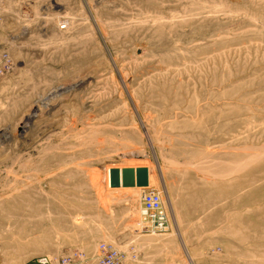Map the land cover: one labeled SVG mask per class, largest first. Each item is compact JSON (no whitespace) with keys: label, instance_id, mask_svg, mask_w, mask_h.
I'll list each match as a JSON object with an SVG mask.
<instances>
[{"label":"rangeland","instance_id":"obj_1","mask_svg":"<svg viewBox=\"0 0 264 264\" xmlns=\"http://www.w3.org/2000/svg\"><path fill=\"white\" fill-rule=\"evenodd\" d=\"M0 48V264H264V0H0Z\"/></svg>","mask_w":264,"mask_h":264},{"label":"built area","instance_id":"obj_2","mask_svg":"<svg viewBox=\"0 0 264 264\" xmlns=\"http://www.w3.org/2000/svg\"><path fill=\"white\" fill-rule=\"evenodd\" d=\"M13 62L7 51L0 48V80L12 70ZM141 221L146 229L159 231L165 224L161 198L159 193L146 188L140 195ZM98 252L93 264H120L123 254L115 247L106 243L98 244ZM86 258L83 253L63 255L58 258H40L37 264H85Z\"/></svg>","mask_w":264,"mask_h":264},{"label":"water","instance_id":"obj_3","mask_svg":"<svg viewBox=\"0 0 264 264\" xmlns=\"http://www.w3.org/2000/svg\"><path fill=\"white\" fill-rule=\"evenodd\" d=\"M148 179L147 167H110L107 170V186L112 189L146 187Z\"/></svg>","mask_w":264,"mask_h":264},{"label":"bare ground","instance_id":"obj_4","mask_svg":"<svg viewBox=\"0 0 264 264\" xmlns=\"http://www.w3.org/2000/svg\"><path fill=\"white\" fill-rule=\"evenodd\" d=\"M251 157V156H250ZM259 158V157H258ZM252 159V158H251ZM233 167V166H232ZM237 217H235V219H236ZM242 219V220H245V222H249L248 220H246L248 217H238L237 219ZM240 219V220H241ZM230 222H232L233 221V218L231 217L230 219ZM248 225V224H247ZM248 226H250V227H252L251 225H248ZM231 229L234 231V234H233V236H234V238L237 236L236 234H237V232H236V230H235V228H233L232 227V224H231ZM239 233V232H238ZM238 237V238H237ZM236 238H237V240H240V241H244L245 240V236H243V237H241V238H239L240 236H237ZM246 241V240H245Z\"/></svg>","mask_w":264,"mask_h":264},{"label":"crops","instance_id":"obj_5","mask_svg":"<svg viewBox=\"0 0 264 264\" xmlns=\"http://www.w3.org/2000/svg\"><path fill=\"white\" fill-rule=\"evenodd\" d=\"M110 190H127V189H134V188H115V189H112V188H109Z\"/></svg>","mask_w":264,"mask_h":264}]
</instances>
